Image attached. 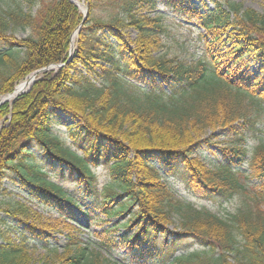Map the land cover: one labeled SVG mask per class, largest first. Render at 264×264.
<instances>
[{
  "label": "trees",
  "instance_id": "obj_1",
  "mask_svg": "<svg viewBox=\"0 0 264 264\" xmlns=\"http://www.w3.org/2000/svg\"><path fill=\"white\" fill-rule=\"evenodd\" d=\"M87 1L94 9V1ZM188 2L167 0L177 11L194 13L205 29V58L193 63L160 53L167 28L160 16L140 13L143 0H121L122 19L96 18L90 11L91 25L81 28L69 61L72 35L83 20L76 4L41 0L36 13L0 4V98L30 73L64 64L0 105V190L12 172L13 180L70 220H76L73 208L79 209L89 224L106 225L98 246L109 252L126 246L134 258L147 255L161 264H264V139L251 155L245 146V136L256 129L251 113L264 104V15L220 0L199 12ZM120 26L136 29L133 47L114 31ZM20 28L29 34L19 38ZM257 64L259 74L252 71ZM124 78L144 87L126 86ZM59 109L79 119L69 137L81 154L52 133ZM220 127L233 139L219 149V164L208 166L193 157L191 146L196 136ZM156 162L179 166L188 189L203 199L240 196L238 210L223 217L180 199ZM246 163L256 187L237 169ZM101 166L109 171L102 186L93 170ZM46 168L80 186L88 209L51 181ZM5 211L18 218L30 208L16 201ZM174 221L179 230L170 229ZM119 227L124 231L118 239L108 236ZM23 228L37 236L32 225ZM70 228L62 250L42 236L53 255L40 264H107L79 244L71 234L77 227ZM26 239L24 232L20 241L3 236L0 264H33ZM182 241L204 251L174 254Z\"/></svg>",
  "mask_w": 264,
  "mask_h": 264
},
{
  "label": "rangeland",
  "instance_id": "obj_2",
  "mask_svg": "<svg viewBox=\"0 0 264 264\" xmlns=\"http://www.w3.org/2000/svg\"><path fill=\"white\" fill-rule=\"evenodd\" d=\"M70 1L78 6L79 10L83 14V20L72 35V41L73 37H75V42L74 46L73 42L71 43L69 57L72 52L73 54L75 52L81 28L91 25V23L86 22V20L89 18L90 11L92 13V17L103 18L106 20L115 18L122 19L124 17V13L122 12V8L120 6L121 0H93L96 6L92 10L87 0H81L86 5L85 10H83L76 1ZM220 1L224 3H239L244 8L253 9L259 14L264 15V0ZM143 2L145 3V7L141 8L140 13L149 15L151 17L160 16L167 28V31L162 36L164 46L161 48L160 53L166 54L168 57H177L179 60H183L187 63H193L199 59L205 58L204 43L201 37L202 34L205 33V29L202 27L198 18L194 16V13L192 14L191 12L177 11L172 5L167 3V0H143ZM152 3H154V5ZM0 4L5 8H16L19 5L26 12L31 11L32 13H36L41 4V0H0ZM188 5L190 6L189 8L199 12H205L208 8H214L213 0H189ZM114 31L121 34V36H123V38L131 45V47H133V42L137 38V31L135 28L120 26L116 27ZM29 32L30 29L28 28H20L17 30L16 35L19 38H22L26 37ZM109 34L110 32L106 33L103 31H99L97 33L98 36L105 38L110 37ZM58 64L60 65L61 63H57L56 65ZM53 65L55 64H51L50 66ZM62 66H54L49 70H56ZM259 67L260 64L252 66V71L256 74H259ZM49 70L39 72L35 77V80L32 81V83L20 94L30 90L33 84H35V82L42 77L44 72ZM34 72L30 73L25 79L20 81L15 86V88H17L20 83L30 78ZM124 79L126 86L130 87L132 85H137L136 87H144V84L141 85L134 80L127 78ZM20 94H18V96ZM15 99L12 98L8 101L13 102ZM251 116L256 118V129L254 132L248 133L247 136H245V146L250 151L249 155H251V152L255 146L264 139V104H261L255 108L251 113ZM54 121L55 122L52 125V133L56 136H59L64 141L66 146L70 147L73 151H77L78 154H81L82 152L72 143L69 137L70 126L77 123L79 119H74L70 113L59 109ZM239 128H243V126L240 125ZM231 134L232 132L228 128L220 127L207 130L206 132L201 133L199 136H196V143L191 146V153L193 157L199 158L208 166L218 165L221 161L219 149L233 139V135ZM155 165L160 170L162 180L165 181L174 190L176 195L184 201L191 202L198 207H206L223 217H228L235 213L241 204L240 196H235L229 200H222L219 198L213 200L203 199L188 189L186 181H184V179L181 177L182 172L179 166L164 167L157 162ZM237 169L242 173L241 178L244 180V182H246L251 187H256L258 181L256 178L251 176L252 170L247 163L242 167H238ZM93 170L98 177L100 186L109 180V171L106 167L101 166L94 168ZM46 172L47 177L51 181L61 184L71 195H75V198L82 210L88 209L91 203L88 199L82 197L80 186L68 181V179L61 178L57 170L46 168ZM13 175L15 174L12 172L8 173L3 181L2 189L0 190V217L3 219V221L0 220V240H2L3 236H10L16 241H20L22 233L24 232L27 237L26 244L29 247L33 264H40L43 256L47 253H49L50 256L53 255L52 252L47 250V242L45 240H49L52 244L57 245L59 249L62 250L63 246L67 242L68 236L70 235V231L72 229L70 227H77V230H74V233L71 234H75L79 244L81 246L87 247L88 250L93 252V254H95L102 262H106L107 264H145L143 261L146 260L148 261V264H161L160 260L157 261V259L151 258L147 255L134 258L126 246H118L111 252L100 248L98 246L99 238H101L103 235H106L104 231L106 225L101 222L89 224L86 220V217L81 214L80 210L77 208H73L76 220H70L67 218V213L64 211H61L59 208L53 207L52 205L35 198L30 192V186L17 183L12 179L11 176ZM254 190L256 189L252 188V194L256 193ZM16 201L25 203L26 206L30 208V213L28 216L17 218L5 211V208H7L8 205ZM96 213L101 214V217L103 218L100 209L96 208ZM113 222H115V219H110V224ZM25 225H32L35 228V233H37L36 237L38 238L31 235L28 230L25 231L23 228ZM169 227L172 230H179V222L174 221ZM123 231V228L119 227L116 229V231L110 233L111 236H108L118 239V237L122 235ZM42 236H45V238H42ZM41 238L45 240H41ZM180 243L181 247H177L174 252L176 255L190 253L193 251L200 253L204 251L201 247L192 245L190 241H182Z\"/></svg>",
  "mask_w": 264,
  "mask_h": 264
},
{
  "label": "bare ground",
  "instance_id": "obj_3",
  "mask_svg": "<svg viewBox=\"0 0 264 264\" xmlns=\"http://www.w3.org/2000/svg\"><path fill=\"white\" fill-rule=\"evenodd\" d=\"M74 1H76L77 3H79V5L82 7V9L85 10L86 5H85L84 2H82L81 0H74ZM72 42H73V46H74L75 37H73V41ZM32 81H33V79H32V77H30L26 81H23L22 83H20L17 86V88H16V93L25 90L32 83ZM3 97H6V95H4ZM13 97H14V95H10L7 98L12 99Z\"/></svg>",
  "mask_w": 264,
  "mask_h": 264
},
{
  "label": "water",
  "instance_id": "obj_4",
  "mask_svg": "<svg viewBox=\"0 0 264 264\" xmlns=\"http://www.w3.org/2000/svg\"><path fill=\"white\" fill-rule=\"evenodd\" d=\"M72 1H74V0H72ZM87 15V14H86ZM86 15H85V18H86ZM85 21V20H84ZM83 21V22H84ZM72 51H73V49H72ZM72 56H73V52L70 54V57H69V60L72 58ZM68 60V61H69ZM63 64H58V65H53V66H50V67H48V68H45V69H41V70H39V71H36V72H34L30 77H32V79H33V81L35 80V77L37 76V74L39 73V72H41V71H44V70H49V69H51V68H53L54 66H62ZM22 92V91H21ZM21 92H18V93H16V88H15V90L12 92V93H10V94H8L6 97H2V98H0V105L2 104V103H4L5 101H7V100H9L10 98H7V97H9L10 95H14V99L18 96V94H20Z\"/></svg>",
  "mask_w": 264,
  "mask_h": 264
}]
</instances>
